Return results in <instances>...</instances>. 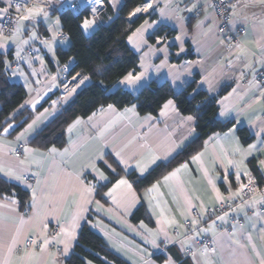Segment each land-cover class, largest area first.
I'll return each mask as SVG.
<instances>
[{
  "label": "crops",
  "instance_id": "obj_1",
  "mask_svg": "<svg viewBox=\"0 0 264 264\" xmlns=\"http://www.w3.org/2000/svg\"><path fill=\"white\" fill-rule=\"evenodd\" d=\"M120 3L108 0L113 11ZM71 4L74 12L89 11L81 21L85 34L113 17L104 0H41L25 5L20 17L30 8L42 11L27 20L19 17L16 27L3 35L2 19L11 7L8 0H0V9L8 7L7 13H0L4 71L25 91L24 101L3 122L47 101L14 134H8L13 122L1 128L0 176L27 189L29 198L21 205L13 196L0 197V264H70L66 260L84 223L127 264H264V211L259 209L264 196L244 198L232 180L264 181V91L255 82L264 63V0H229L232 26L245 28L231 49L225 48L208 0H143L127 15L130 21L144 16L126 37L137 54V69L112 89L122 87L136 95L155 81L168 82L179 92L196 78L195 90L215 95L224 89L217 100V118L232 121L141 191L128 174L144 176L197 135L193 117L180 113L172 98L155 114L139 113L136 103L120 109L106 105L71 120L61 147L30 143L90 81L78 72L64 78L68 65H61L56 54L71 43L67 35L59 36L64 32L59 13ZM85 20L92 21L87 29ZM129 74L139 79L128 83ZM239 128L251 136L248 142L242 141ZM117 165L123 173L98 196L96 184L108 183ZM25 175L35 177L32 184L23 181ZM226 203L230 206L222 213L207 214V207ZM140 205L146 218L133 221ZM24 206L29 212H22ZM202 235L212 237L214 251L188 255L187 249ZM28 238L33 239L30 245Z\"/></svg>",
  "mask_w": 264,
  "mask_h": 264
},
{
  "label": "trees",
  "instance_id": "obj_2",
  "mask_svg": "<svg viewBox=\"0 0 264 264\" xmlns=\"http://www.w3.org/2000/svg\"><path fill=\"white\" fill-rule=\"evenodd\" d=\"M104 1L107 11L113 17L109 22L99 24L90 34H85L81 27L83 18L89 16L88 9L74 12L67 8L59 13L62 30L71 40L68 48H58L56 51L61 65H68L64 78L78 72L80 76L88 77L90 81L76 93L70 103L34 135L30 143L38 148L61 147L65 144V128L71 120L78 116L87 117L106 105H113L120 109L128 104L136 103L139 113L155 114L163 102L172 98L180 113L193 117L197 135L173 158L167 162L158 163L144 176L130 172L128 177L133 187L136 191H141L199 151L209 135L228 129L232 121H220L217 118V100L224 89L215 95L203 89L195 90L196 78L179 92H174L168 82L155 81L150 82L136 95L122 87L112 89L123 76L137 69V54L128 46L126 37L144 16H138L130 21L127 15L143 0H121L116 11L111 9L108 0ZM151 38L154 39V35ZM3 59L4 54L0 53V132L1 128L13 122L15 125L8 133L12 135L33 117L36 110L43 108L47 101H43L34 110L25 108L13 119L3 122L25 99V91L21 85L11 81L5 73ZM238 134L243 142L251 139L244 128H239ZM109 158L115 162L111 157ZM117 167L118 172L112 174L108 183L96 184L98 196L112 180L123 173L118 165ZM5 196H13L23 205L28 200L29 193L20 184L0 176V197ZM141 218H146L143 205H140L132 215L133 221ZM85 259L96 264H127L108 249L102 237L87 223L82 225L74 252L66 261L70 264H86Z\"/></svg>",
  "mask_w": 264,
  "mask_h": 264
},
{
  "label": "built area",
  "instance_id": "obj_3",
  "mask_svg": "<svg viewBox=\"0 0 264 264\" xmlns=\"http://www.w3.org/2000/svg\"><path fill=\"white\" fill-rule=\"evenodd\" d=\"M41 0H14L11 5L10 11L3 17L1 23V33L6 35L10 33L17 25L18 19L25 7V5H33ZM211 11L214 13L215 17L219 21L218 32L221 33L225 40V48L231 49L234 44L239 40L240 36L245 33V28L242 26L233 27L232 26V15L229 7V0H208ZM19 7L20 11L17 12L16 9ZM76 7L74 4L70 5V9L74 10ZM67 34L65 32L59 33V36L65 37ZM49 37V36H48ZM29 52L31 50L29 49ZM65 70L68 68L65 66ZM255 82L263 87L264 91V63L260 65V69L255 77ZM22 151L21 145H19L14 152L15 156H20ZM35 177L32 175H25L23 181L32 184ZM232 180L238 184L240 188V194L244 198H252L259 194L264 196V181L261 183H256L255 181L244 178L232 176ZM31 188V187H30ZM230 203L226 205H221L217 207L209 206L206 209L208 215L219 214L224 211ZM260 211H264V203L259 205ZM23 213L29 212V208L24 206L22 209ZM193 214H197L196 210H193ZM241 222V220H237ZM185 225H189V221L185 222ZM58 227L54 228V233L56 234ZM33 242L32 238H28L27 245ZM214 251V241L211 236L202 235L195 243L194 246L187 249V254L191 255L193 253H212Z\"/></svg>",
  "mask_w": 264,
  "mask_h": 264
},
{
  "label": "snow or ice",
  "instance_id": "obj_4",
  "mask_svg": "<svg viewBox=\"0 0 264 264\" xmlns=\"http://www.w3.org/2000/svg\"><path fill=\"white\" fill-rule=\"evenodd\" d=\"M11 4H12V0H8V7H11ZM150 6V5H149ZM8 7L6 8H2L0 9V13H7L8 12ZM17 12L20 11L19 7H17L16 9ZM39 11H42V9H38V8H30V9H27V12H28V15H24V16H21L20 17V20H27L29 19L30 16H32L34 13H38ZM137 12L141 11V9H136ZM92 23V21H89V20H85L84 23H83V27L85 29H87L90 24ZM136 79H139V77H133L131 74H129L127 77H125V81H127L128 83H132L134 80ZM172 102L169 101V104H171ZM111 107V106H110ZM167 107V105L165 106ZM189 119H191V117H189ZM195 159V158H194ZM165 179L167 180L168 177H165ZM119 183L121 184H125L127 183V181L125 180H121Z\"/></svg>",
  "mask_w": 264,
  "mask_h": 264
}]
</instances>
